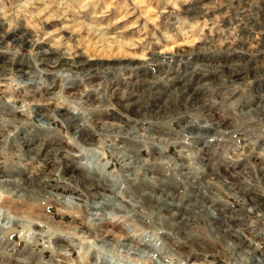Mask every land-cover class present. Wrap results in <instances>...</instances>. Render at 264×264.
Returning <instances> with one entry per match:
<instances>
[{"label":"rangeland","instance_id":"1","mask_svg":"<svg viewBox=\"0 0 264 264\" xmlns=\"http://www.w3.org/2000/svg\"><path fill=\"white\" fill-rule=\"evenodd\" d=\"M263 18L264 0H0V264H255L251 242L264 255V114L246 112L264 93ZM232 41L233 49L221 46ZM51 44L56 59L47 67L39 52ZM170 46L186 51L155 62V50ZM208 59L212 72H203L205 87L196 92L205 109L193 110L183 99L195 74L187 69ZM124 91L135 97L124 101ZM227 93L230 101L212 104ZM155 101L162 110L147 112ZM198 133L206 136L202 151ZM202 155L227 171L226 180L241 182L230 192L221 177L208 179L228 209L221 228L248 239L217 236L208 222L214 213L191 197L182 173L201 172ZM7 179L29 184L15 188ZM162 183L176 195L184 225L171 223L170 204L152 202L155 189L167 195ZM11 198L25 209L5 208Z\"/></svg>","mask_w":264,"mask_h":264},{"label":"bare ground","instance_id":"2","mask_svg":"<svg viewBox=\"0 0 264 264\" xmlns=\"http://www.w3.org/2000/svg\"><path fill=\"white\" fill-rule=\"evenodd\" d=\"M59 2V1H58ZM57 2V3H58ZM62 4V3H61ZM61 4H60V6H61ZM65 4V3H64ZM22 6V5H21ZM65 6V5H64ZM68 7V6H67ZM202 11V10H201ZM204 11V10H203ZM247 11V10H246ZM250 11V10H249ZM206 11H204V13H205ZM200 13V12H199ZM203 13V12H202ZM261 13V12H260ZM246 14V13H245ZM249 14V13H248ZM259 14V13H258ZM162 15V14H161ZM242 15V14H241ZM194 16H195V14H194ZM193 16V17H194ZM257 16V15H256ZM255 16V17H256ZM159 17H160V15H159ZM192 17V16H191ZM200 17V16H199ZM198 17V18H199ZM246 17V16H245ZM249 17V16H248ZM247 17V18H248ZM187 18V17H186ZM252 18V17H251ZM158 19V18H157ZM190 19H192V18H190ZM203 19V18H202ZM205 19V18H204ZM207 19V18H206ZM244 19V18H243ZM258 19V18H257ZM264 19V18H263ZM247 20V19H246ZM205 21V20H204ZM241 21V20H240ZM247 22H249V21H247ZM262 23L260 24V26H258L257 25V23L255 24V25H257L258 26V28L259 27H261V29L262 28H264V20L263 21H261ZM250 23V22H249ZM252 23V22H251ZM254 23V22H253ZM198 24V23H197ZM181 25V24H180ZM237 25H239V24H237ZM198 26V25H197ZM236 26V25H235ZM87 27H89L88 25H87ZM189 27V26H188ZM15 28V27H14ZM199 28V27H198ZM255 28V27H254ZM85 29V28H84ZM90 29H91V26H90ZM95 29V28H94ZM183 29V28H182ZM8 30H9V28H8ZM260 30V29H259ZM259 30H258V32H259ZM12 31H14V30H12ZM91 31V30H90ZM96 31V30H95ZM188 31V30H187ZM251 31V30H250ZM183 32V31H182ZM261 32H262V30H261ZM12 33V32H11ZM15 33V32H14ZM90 34H91V32H89ZM102 33V32H101ZM188 33V32H187ZM191 33V32H190ZM95 34H97V33H94V37L97 39V41L99 42V41H101L102 40V37H100V36H96ZM99 34V33H98ZM185 34V33H184ZM248 34V33H247ZM102 35V34H101ZM183 35V34H182ZM256 35H257V33H256ZM255 35V36H256ZM258 35H260V34H258ZM4 36V35H3ZM88 36H89V34H88ZM249 36V35H248ZM253 36V35H252ZM251 36V37H252ZM104 38H105V36H103ZM246 37V36H245ZM238 38V37H237ZM247 38H249V37H247ZM4 38L2 37V40H3ZM82 39H84L83 37H82ZM236 39V38H235ZM253 39V38H252ZM105 40H106V38H105ZM170 40V39H169ZM232 40V39H231ZM239 40H241V39H239ZM244 40V39H243ZM4 41V40H3ZM30 41V40H29ZM92 42V43H98V42ZM120 41V40H119ZM235 41H238V40H235ZM234 41V42H235ZM22 42V41H21ZM103 43H104V41H102ZM101 42V43H102ZM109 42V41H108ZM227 42V41H226ZM234 42L232 41V42H229V43H225V42H223L222 44H221V46H227V50H229V49H233L235 46H233L234 45ZM250 42H252V41H250ZM113 43V42H112ZM246 43V42H245ZM5 44V43H4ZM120 44H122V42H120ZM253 44V43H252ZM32 45L34 46V45H37V44H35V43H32ZM109 45H111V44H108V45H106V46H109ZM179 45V44H178ZM245 45V44H244ZM5 46H7V45H5ZM79 46V45H78ZM90 46V45H89ZM120 46V45H119ZM184 46V45H183ZM249 46V45H248ZM117 47V46H116ZM158 47V46H157ZM166 47V46H165ZM185 47V46H184ZM253 47V46H252ZM111 48V47H110ZM55 49V47H54V45H48V48L47 49H42L40 52H39V54H41V56H42V58H41V61H43L44 62V65L45 66H47V64L48 63H54L55 62V59H56V55H54V53L52 52V50H54ZM181 49V51L180 50H177V48H175L174 46H170V48H158V49H156L155 50V52L153 53V59L155 60V62L157 61L158 62V60H164V59H172V58H175L177 55H179V54H181L182 55V52H185L186 50L185 49H182V48H180ZM85 50V49H84ZM56 51V50H55ZM61 51V50H60ZM84 53H85V51L84 52H80L78 55L80 56V57H78L79 58V62L83 59V56H86V55H84ZM38 54V53H37ZM64 55V54H63ZM82 55V56H81ZM58 58V57H57ZM210 58V57H209ZM65 59H68L67 57H64L63 59H62V61H65ZM148 59V58H147ZM149 59H151V58H149ZM202 59V58H201ZM83 61V60H82ZM58 62V61H57ZM150 62V61H149ZM213 62H215L213 59H208L207 60V62H205V64H202V63H200V64H202V66L201 67H198V68H196L195 66H193L194 68H193V70L191 71V68L190 69H187V70H189L190 71V73L191 74H193V73H195V74H193V78H190V84H191V88L188 90L189 92L188 93H186L185 94V96L183 97V99L185 100V102L184 103H186V104H188V103H190V104H192L193 106H194V108H193V110H195V109H200V107H202V109L204 110L205 108H204V102L203 103H200L199 101H198V95H197V91H199V90H201L202 89V86H204L206 83H203V82H205V79L203 78V72L204 71H209V72H212V71H210V66H212V64H213ZM64 63V62H63ZM78 64V63H77ZM58 65V64H57ZM92 65V64H91ZM199 65V64H198ZM213 66H214V64H213ZM212 66V67H213ZM48 67V66H47ZM53 67V66H52ZM93 68V67H92ZM30 69H31V66H30ZM176 69V68H175ZM20 70V69H19ZM22 70L24 71L25 70V67H22ZM91 70V69H90ZM93 70V69H92ZM179 70H181V69H179ZM89 71V70H88ZM96 71V70H95ZM198 71V72H197ZM20 72V71H19ZM52 72V71H51ZM180 72V71H179ZM25 73V72H24ZM93 73V72H92ZM229 73L230 74H240L239 73V70L237 69V70H235V69H229ZM48 74V73H47ZM54 74V73H53ZM63 74V73H62ZM184 74H185V72H184ZM183 74V75H184ZM191 74H187V75H191ZM78 75V74H77ZM76 75V76H77ZM164 75V74H163ZM182 75V76H183ZM186 75V74H185ZM206 74H204V76H205ZM79 76V75H78ZM91 76V75H90ZM89 76V77H90ZM94 76V75H93ZM178 76V75H177ZM176 76V77H177ZM181 76V77H182ZM188 77V76H187ZM190 77H192V75L190 76ZM78 78V77H77ZM161 78V77H160ZM172 78V77H171ZM174 78V77H173ZM165 79V78H164ZM163 79V80H164ZM169 79V78H168ZM180 79V78H179ZM162 80V79H161ZM182 80V79H181ZM188 80V79H187ZM186 80V81H187ZM143 81V80H142ZM175 81V80H174ZM178 81V80H177ZM189 81V80H188ZM158 82H159V80H158ZM167 82H168V80H167ZM179 82V81H178ZM210 82V81H209ZM144 83V82H143ZM155 83V82H154ZM156 83H157V81H156ZM32 84V83H31ZM168 84V83H167ZM200 84V85H199ZM209 84V83H208ZM193 85V86H192ZM154 86V85H153ZM153 86H151L150 88H152ZM181 86H183V85H181ZM187 87V86H186ZM205 87V86H204ZM160 88V87H159ZM176 88V87H175ZM174 88V90H176ZM180 88V87H179ZM70 90H72V88H69ZM119 89H120V87H119ZM119 89L118 88H115L114 90H113V92L112 93H115V92H117L118 93V91H119ZM181 89V88H180ZM31 90V89H30ZM33 90V89H32ZM127 90V89H126ZM162 90V89H161ZM185 90H186V88H185ZM184 89H183V91H185ZM182 91V90H181ZM129 92H130V90H129ZM153 92V91H152ZM162 92V91H161ZM197 92V93H196ZM123 93V98L125 99V93H126V91H124V92H122ZM122 93H120L121 95H122ZM157 93V92H156ZM169 93V92H168ZM181 93V92H180ZM179 93V94H180ZM30 94H31V92H30ZM33 94V93H32ZM137 94V93H136ZM164 94V93H163ZM183 94V93H182ZM226 94V93H225ZM42 95V94H41ZM40 95V96H41ZM139 95V94H138ZM153 95V94H152ZM172 95V94H171ZM175 95H177V94H175ZM44 96V95H43ZM120 96V95H119ZM178 96V95H177ZM222 96V95H221ZM227 96L229 97V98H225L224 96L221 98V100H217L215 97H214V100H213V102H212V104H218V102H227V101H230L233 97H232V95L231 94H229V93H227ZM34 97V96H33ZM115 97V96H114ZM135 97V95L134 94H132V93H129V95L127 96V98L124 100V101H130L131 99H133ZM157 97V96H156ZM160 97V96H159ZM181 97V96H180ZM220 97V96H219ZM44 98V97H43ZM121 98H122V96H121ZM122 98V99H123ZM167 98V97H166ZM202 98V97H201ZM157 99V98H156ZM170 99V98H169ZM87 100V99H86ZM159 101V100H158ZM168 101V100H167ZM179 102V101H178ZM145 103V102H144ZM169 103H171V102H169L168 101V104ZM174 103V102H173ZM176 103V102H175ZM180 103V102H179ZM178 103V104H179ZM159 103L158 102H154L152 105H147L146 104V106H145V109H146V111L147 112H149V111H151V109L152 108H158L156 111L157 112H159V111H161L162 109H161V107H160V109H159V105H158ZM181 104V103H180ZM207 105L208 106V109L209 108H212V106H214V105ZM164 105V104H163ZM170 105V104H169ZM135 106V105H134ZM190 106V105H189ZM167 107H169V106H167ZM172 107V106H171ZM170 107V108H171ZM173 108V107H172ZM171 108V109H172ZM191 108V109H192ZM140 109V108H139ZM144 109V110H145ZM181 109V108H180ZM207 109V110H208ZM179 110V109H178ZM197 110V111H198ZM190 111V110H189ZM202 111V110H201ZM247 111V110H246ZM245 111V112H246ZM137 112V114L138 115H140V116H142L143 114L140 112V111H136ZM163 112V111H162ZM166 112V111H165ZM164 112V113H165ZM185 112V111H184ZM186 112H187V107H186ZM195 112V111H194ZM198 112H200V111H198ZM211 112V111H210ZM60 113V112H59ZM144 113H146V112H144ZM167 113V112H166ZM165 113V114H166ZM169 113V112H168ZM191 113V112H190ZM193 113V112H192ZM244 113V112H243ZM247 114L249 113L250 115L252 114L253 116L255 115V116H261L262 114H264V93L263 94H260V97H259V102H257L255 105H254V107H252V106H250V107H248V112H246ZM154 114V113H153ZM186 114H188V113H186ZM196 114V113H195ZM204 114V113H203ZM206 114V113H205ZM248 114V115H249ZM149 115H150V113H149ZM158 115V114H157ZM183 115V114H182ZM182 115H180V117L182 116ZM197 115H199V114H197ZM206 115H209V114H206ZM249 115V116H250ZM145 116H147V115H145ZM163 116V115H162ZM201 116H202V114H201ZM263 116V115H262ZM261 116V117H262ZM71 117V116H70ZM69 117V118H70ZM205 117V116H204ZM264 117V116H263ZM141 118V117H140ZM151 118H153L152 117V115H151ZM160 118V117H159ZM184 118V117H183ZM254 118V117H253ZM68 119V118H67ZM139 119V118H138ZM201 119V118H200ZM255 119V118H254ZM264 119V118H263ZM69 120H71V119H69ZM72 120H74V117H73V119ZM157 120H158V118H157ZM156 120V121H157ZM161 120V119H160ZM207 120V119H206ZM74 122V121H73ZM208 122V121H207ZM214 122H217L218 123V121H214ZM75 123V122H74ZM73 123V124H74ZM46 124V123H45ZM71 124V123H70ZM210 126H206L205 128L207 129V131H212V130H216V128L215 127H213V125H211L210 123H208ZM221 126V125H220ZM121 127V126H120ZM119 127V128H120ZM219 129V128H218ZM217 129V130H218ZM35 130V129H34ZM36 130H38V131H36V133H47V134H49V132L48 131H43V130H41V129H36ZM119 130V129H118ZM32 131V130H31ZM120 131V130H119ZM193 132V131H192ZM29 133V132H28ZM31 134H32V132H30ZM79 133V132H78ZM168 133V132H167ZM216 133V132H215ZM27 134V133H26ZM33 134H34V132H33ZM74 134H77V133H74ZM117 134V133H116ZM153 134V133H152ZM151 134V135H152ZM156 134V133H155ZM163 134H165L166 135V133H163ZM186 134V133H185ZM43 136V135H42ZM144 136H145V134H144ZM149 136V135H148ZM150 137V139H157V140H159V141H167L168 143H170V144H173V143H175L176 145H179L182 149L183 148H188V147H186V146H184V144L183 143H177L176 141H174V142H170V140H168V139H166V138H163L162 139V135H160V136H149ZM204 137H206V136H204ZM204 137L202 138L200 135H199V133H198V135L196 136V138H195V144L197 143V144H199L198 146H197V148H198V151H202L203 150V148H204V146H202V145H205V143H206V141H205V143H201L202 142V140H204ZM38 138V137H37ZM121 138V137H120ZM147 138V137H146ZM208 138V137H207ZM134 139V138H133ZM187 139V138H186ZM178 141V140H177ZM44 142V141H43ZM180 142V141H179ZM184 142V141H183ZM189 146V145H188ZM30 150V149H29ZM186 152H187V150H186ZM119 153V152H118ZM189 153V152H188ZM116 154V153H115ZM128 154L129 153H127V156H128ZM136 154V153H135ZM191 154V153H190ZM117 156H118V154H116ZM120 155V154H119ZM125 155V154H124ZM199 155V154H198ZM197 155V156H198ZM129 156H131V155H129ZM185 156V155H184ZM186 156H187V154H186ZM193 156V155H192ZM201 156V155H200ZM204 155H202V157H203ZM126 157V156H125ZM132 157V156H131ZM131 157H128V159L129 160H131L132 158ZM201 157V160H200V162H199V165L200 166H202L201 168H202V170H201V172L200 171H198L197 173H194V171L193 172H191V171H186V172H183L182 174H183V176H184V179H185V181H186V183H187V185H188V187L190 188V190L189 191H191L192 192V195H191V197H200V199L199 200H201V198H202V202H199V203H205V205H206V208H205V206H204V209L206 210V209H208V211H212L213 213H214V215H209V216H212V218H213V220H209L208 222H209V224L212 226V231L214 230L216 233H217V236L218 235H221V234H218V233H222V232H224V233H222V234H229V236H230V238H233L234 239V237H235V239L236 238H238V239H248V238H246V237H244V236H242V235H240V233L239 232H237L236 230H234L233 229V227H230V226H226V228H224V229H222L221 228V225L223 226V222L221 223L220 222V218H221V216L228 210V209H226V207L225 206H223L222 204H220V202H223V201H220L219 199H217V198H215L214 197V195L215 194H217V192H216V187H219L217 184H214V183H212L211 181H209L208 179H210V177L212 176L213 177V175H215V176H219V177H221L222 179H223V181L220 183V187H222V189H227V190H229L230 192H233V191H239V187L241 188V187H243L240 183H238V181L237 182H233V180L231 181L230 180V182L228 181V180H226L225 179V174H226V170L224 169H222L221 167H213L212 165L210 166L208 163H205V161H206V159L203 157L202 158ZM187 158H188V156H187ZM191 158V157H190ZM193 158V157H192ZM126 159V158H125ZM136 159V158H135ZM134 159V160H135ZM199 159H200V157H199ZM223 159H226V156H223ZM91 160V159H90ZM140 160V159H139ZM196 160V159H195ZM122 161H123V159H122ZM128 162V161H127ZM127 162H124V163H127ZM131 162H133L132 160H131ZM137 163V162H136ZM147 163V162H146ZM197 163V162H196ZM204 163V164H203ZM90 164V163H89ZM134 164V163H133ZM132 164V165H133ZM255 164H256V162H255ZM91 165V164H90ZM125 165V164H124ZM139 165V164H138ZM153 166V165H152ZM208 166H210L211 167V170H210V168H208ZM253 165L251 164V167H252ZM91 167V166H90ZM93 167H94V165H93ZM92 167V168H93ZM131 167V166H130ZM137 167V166H136ZM139 167V166H138ZM189 166H187V168H188ZM185 168V167H184ZM199 168V167H198ZM256 168V167H255ZM149 169V168H148ZM264 168H263V166H262V168H258V170L259 171H261V170H263ZM152 170V169H151ZM185 170V169H184ZM195 170V169H194ZM199 170V169H198ZM152 172V171H151ZM181 172V171H180ZM179 173V172H178ZM255 174H258V173H255ZM156 175V174H155ZM162 175V174H161ZM149 177V176H148ZM151 177V176H150ZM264 177V176H263ZM263 177H261V178H263ZM26 178V177H25ZM29 178V177H28ZM158 178V177H157ZM18 179V178H17ZM130 179H132V177H130ZM134 179V178H133ZM234 179V178H233ZM151 180V179H150ZM159 180H161L160 179V176H159ZM206 180H208V181H206ZM211 180V179H210ZM23 181V180H22ZM22 181H20V180H9V179H7V180H5L4 182H6L7 184H10L11 186H13V187H18V188H25L26 189V184H29L27 181H24L23 183H22ZM172 181V180H171ZM206 181V182H205ZM235 181V180H234ZM176 182V181H175ZM2 183V182H1ZM160 183V182H159ZM169 183H171V182H169ZM264 183V182H263ZM158 184V183H157ZM171 184H173V183H171ZM211 184H213L214 186H212ZM9 185V186H10ZM162 185H163V183L162 184H160V190H161V192L162 191H166L165 190V188H166V186L163 188L162 187ZM6 186V185H5ZM117 186V185H116ZM137 186V185H136ZM154 186V185H153ZM186 186V185H185ZM29 187V186H28ZM94 187V186H93ZM92 187V188H93ZM138 188H139V186H138ZM188 188V189H189ZM32 189V188H31ZM88 189H90L91 190V187H88ZM130 189V188H129ZM247 189V188H246ZM152 190V189H151ZM242 190H243V188H242ZM248 190V189H247ZM24 191V190H23ZM169 191V190H168ZM168 191H166V192H168ZM187 191V190H186ZM226 191V190H225ZM144 192V191H143ZM153 192V191H152ZM155 192L156 193H154L153 195H151V198H152V202L153 201H157L158 200V202L159 201H165V202H167L168 203V205L170 204V207H169V209H170V211H172V212H174V215H173V217L175 218V221H174V218H172L173 219V221H171V223L172 222H174V223H177L178 224V226H180V225H184V222H183V219L180 217V212L179 211H177L180 207H178V205H177V201L174 199L175 197H176V195L172 198L170 195H171V192L169 193H167V195H169V196H167V195H163V196H159L158 194H157V190L155 189ZM243 192H244V190H243ZM139 193V192H138ZM150 193V192H149ZM189 193V192H188ZM235 193V192H234ZM233 193V194H234ZM246 193H248V191L246 192ZM10 194V193H9ZM136 194V193H135ZM144 194H145V192H144ZM236 195H238L237 194V192L235 193ZM100 195H102V194H100ZM104 195V194H103ZM133 195V194H132ZM143 195V194H142ZM240 195V194H239ZM245 195V194H244ZM5 196V195H4ZM95 196H97V194L95 195ZM146 196V195H145ZM148 196V195H147ZM208 196H210V197H208ZM217 196V195H216ZM246 196V195H245ZM7 197V196H6ZM102 197V196H101ZM130 197V196H129ZM218 197V196H217ZM243 197V196H242ZM3 198V197H2ZM96 198V197H95ZM106 198V197H105ZM108 198V197H107ZM141 198V197H140ZM180 198V197H179ZM169 199H174V200H172L173 201V203H172V201H170V202H168V200ZM237 199H238V197H237ZM247 198H245V200H246ZM193 200V199H192ZM222 200V199H221ZM242 200V199H241ZM99 201V200H98ZM106 201V200H105ZM108 201V200H107ZM181 201V200H180ZM185 201V200H184ZM93 202V201H92ZM134 202V201H133ZM194 202V201H193ZM246 202V201H245ZM103 203H104V201H103ZM109 203V202H108ZM112 203V202H111ZM114 203V202H113ZM117 203V202H116ZM115 203V204H116ZM189 203L191 204V202L189 201ZM195 203V202H194ZM194 203H192L191 205L193 206L194 205ZM105 204V203H104ZM157 204V203H156ZM180 204V203H179ZM186 204H187V202H186ZM5 208L7 207L8 209L10 208V209H13V210H15V211H21V210H24L25 209V207H26V204H20V203H18V202H16V201H14V200H12V198H11V200H5L4 201V203L2 204ZM1 205V206H2ZM90 205H92V204H90ZM102 205V204H101ZM134 205V204H133ZM163 205V204H162ZM181 205V204H180ZM197 205V204H196ZM200 205V204H199ZM204 205V204H203ZM117 206H119L118 205V203H117V205L115 206V207H117ZM123 206V205H122ZM140 206V205H139ZM157 206V205H156ZM161 206V205H160ZM159 206V207H160ZM91 207H94V206H91ZM90 207V208H91ZM102 207V206H101ZM100 205H97L96 204V209H97V212H100V211H98L100 208ZM106 207V206H105ZM163 207V206H162ZM189 207V206H188ZM197 207H198V205H197ZM200 207V206H199ZM202 207V210H203V206H201ZM107 208V207H106ZM105 208V209H106ZM120 209H121V207H119ZM193 208V207H192ZM115 209V208H114ZM163 209V208H162ZM165 209V208H164ZM190 209H191V207H190ZM201 209V208H200ZM7 210V209H6ZM5 210V211H6ZM166 210V209H165ZM205 210H204V212H205ZM160 211V210H159ZM201 211V210H200ZM232 211V210H231ZM206 212H207V210H206ZM215 212H218L219 214H217V215H215ZM91 213H93L94 214V212H91ZM188 213V212H187ZM223 213V214H222ZM233 213H235V212H233ZM101 214V213H100ZM164 214H165V212H164ZM167 214V213H166ZM170 214H171V212H170ZM207 214V213H206ZM209 214H210V212H209ZM94 215H99L98 213H95ZM164 216V215H163ZM170 216V215H169ZM166 217V219L168 218V214H167V216H165ZM226 217V216H225ZM224 217V218H225ZM96 218V217H95ZM98 218H100V217H98ZM223 218V217H222ZM223 218V219H224ZM123 219V218H122ZM169 219V218H168ZM171 219V218H170ZM191 219V218H190ZM225 220V219H224ZM192 221H193V219H192ZM192 221H188L185 225H187V224H191V222ZM10 222V221H9ZM167 222V221H166ZM19 223H20V221H19ZM141 223V222H140ZM173 224V223H172ZM172 224H171V227H172ZM161 225V224H160ZM229 225V224H228ZM231 225V224H230ZM166 226V225H165ZM191 226V225H190ZM189 226V227H190ZM170 227V228H171ZM174 227V226H173ZM183 227H181V228H179L180 229V231L179 232H182V229ZM185 228V227H184ZM159 229V228H158ZM173 229V228H172ZM175 229H177V228H175ZM101 230L105 233L106 232V234H104L103 235V238L104 239H106L108 236H110V232H109V230H107V229H102L101 228ZM112 232V231H111ZM170 232V231H169ZM190 232V231H189ZM164 233V232H163ZM175 235V234H174ZM173 235V236H174ZM182 235V234H181ZM132 236H133V234H132ZM167 236V235H166ZM171 236H172V234H171ZM172 236V237H173ZM226 236V235H225ZM224 236V237H225ZM237 236H239V237H237ZM63 237V236H62ZM243 237V238H242ZM138 238V237H137ZM167 238H168V236H167ZM129 239V238H128ZM227 239V238H226ZM112 240V239H111ZM110 240V241H111ZM109 241V240H108ZM231 241V240H230ZM241 241V240H240ZM104 243V242H103ZM242 243H247V245H249L248 244V242H242ZM132 244V243H131ZM142 244V243H141ZM241 244V243H240ZM251 244H252V250H253V252H252V254H251V260H252V263H255V264H257V263H259V260L258 259H260V261L262 262L263 260H264V255H259V249H258V246L255 244V242H251ZM127 245V244H126ZM138 245V244H137ZM149 245V244H148ZM136 246V245H135ZM151 247V246H150ZM131 248V247H130ZM140 248V247H139ZM155 248V247H154ZM240 248H242V247H240ZM162 249V248H161ZM247 249V248H246ZM128 250V249H127ZM156 250V249H155ZM245 249H243L242 248V250H239V253H241V254H245L246 252H243ZM140 251V250H139ZM246 251V250H245ZM132 252V251H131ZM138 252V251H137ZM141 252H143V251H141ZM145 254V253H144ZM143 255V254H142ZM150 256V255H149ZM152 261V260H151ZM159 261H160V259H159ZM162 261V260H161ZM160 261V262H161ZM156 262V261H155ZM159 262V263H160ZM212 263V262H211ZM210 263V264H211ZM193 264H197L196 262L195 263H193ZM213 264V263H212Z\"/></svg>","mask_w":264,"mask_h":264}]
</instances>
